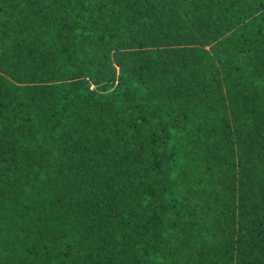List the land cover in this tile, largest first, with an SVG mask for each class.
<instances>
[{"label": "trees", "instance_id": "obj_1", "mask_svg": "<svg viewBox=\"0 0 264 264\" xmlns=\"http://www.w3.org/2000/svg\"><path fill=\"white\" fill-rule=\"evenodd\" d=\"M0 264H264V0H0Z\"/></svg>", "mask_w": 264, "mask_h": 264}]
</instances>
